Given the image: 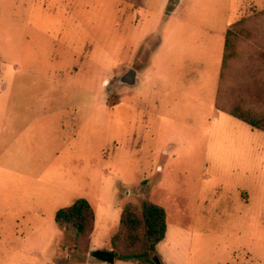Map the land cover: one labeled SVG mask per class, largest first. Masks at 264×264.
Here are the masks:
<instances>
[{"label": "rangeland", "instance_id": "rangeland-1", "mask_svg": "<svg viewBox=\"0 0 264 264\" xmlns=\"http://www.w3.org/2000/svg\"><path fill=\"white\" fill-rule=\"evenodd\" d=\"M247 2L234 0L233 10ZM129 7L126 0H0L2 99L41 100L33 114L52 102L40 121L23 107L1 106L0 264H109L93 262L91 252L114 250L125 205L149 199L168 212L167 235L157 246L163 264H264V132L236 123L220 139L215 126L207 167L200 134L190 143L179 138L175 159L165 154V142L178 141L174 127L146 131L140 112L133 121L125 110L129 90L153 102L146 83H119L127 70L148 63L155 38L144 45L141 39L156 31L161 15L137 5L130 18ZM250 18L264 21V12ZM10 71L13 80L1 87ZM250 98L234 109L264 119L263 81ZM241 192L251 195L247 205ZM80 198L96 216L83 243L87 253L74 249L75 238L56 222L57 212ZM115 264L137 263L117 256Z\"/></svg>", "mask_w": 264, "mask_h": 264}, {"label": "crops", "instance_id": "crops-1", "mask_svg": "<svg viewBox=\"0 0 264 264\" xmlns=\"http://www.w3.org/2000/svg\"><path fill=\"white\" fill-rule=\"evenodd\" d=\"M126 1L129 9L132 8L130 18L136 16H133V9L136 10L139 5L145 11L161 15V21L157 23L156 31L141 39V45H144L151 43V37L155 38L156 45L151 49L145 67L136 69L137 83L124 84L136 87L141 79L146 83L153 102L146 103L143 97L135 99L138 92L129 90L124 97L125 110L133 121L138 120L134 113L140 112L146 131L154 129L158 132L162 125H172L178 141L167 140L165 143L170 147L164 150L165 154H172L174 159L181 147L179 138L190 143L196 134L202 135L206 142L202 164L207 167V144L212 139L213 130L216 131L215 126L218 128V138L223 139L230 134V127L234 126L235 129L236 123H247L232 115L231 111H239L234 107L239 105L240 100L254 99V91L259 90L262 81L264 83V50L260 46V31H264V21L250 18L264 12V0H248V7L241 6L236 12L233 10L234 0H218V3H212L213 0H207V3L163 0L161 5L159 0H139V4L135 0ZM237 23L244 24L246 30L239 34L233 52L225 58L228 31ZM249 27L252 28L251 36L246 33ZM27 57L30 59L29 55ZM13 68L18 70L16 66ZM12 72L3 77L1 87L9 86L14 77ZM11 84L14 88L15 84ZM4 89L0 88V122L5 118L1 112V106L4 105L5 108L12 104L23 107L33 121H40L52 113L47 109L51 101L44 100L40 105L42 112L33 114L36 104L41 100L2 99ZM247 92H252L251 96L245 95ZM148 104H154V107ZM250 126L252 131L264 132ZM233 135H236L235 131ZM188 151L193 152L194 148L189 146ZM158 169L162 171L163 166L159 164ZM238 199L247 205L251 195L241 192ZM153 202L165 208L163 204ZM93 262L103 261L94 259Z\"/></svg>", "mask_w": 264, "mask_h": 264}, {"label": "trees", "instance_id": "trees-1", "mask_svg": "<svg viewBox=\"0 0 264 264\" xmlns=\"http://www.w3.org/2000/svg\"><path fill=\"white\" fill-rule=\"evenodd\" d=\"M243 26L244 24L237 23L228 31L225 58L233 52L239 34L246 30ZM231 114L264 130V119L249 117L248 112L231 111ZM95 220L93 207L86 198L78 199L56 214V222L64 231L66 238H75L74 249L85 253L89 248L84 244L89 242L93 234ZM167 228V211L163 206L151 200L144 201L142 205L133 202L126 204L118 231L111 239L116 256L134 260L137 264L162 263L157 246L165 239ZM65 243L67 245V242Z\"/></svg>", "mask_w": 264, "mask_h": 264}, {"label": "water", "instance_id": "water-1", "mask_svg": "<svg viewBox=\"0 0 264 264\" xmlns=\"http://www.w3.org/2000/svg\"><path fill=\"white\" fill-rule=\"evenodd\" d=\"M138 72L135 68H130L127 70L119 79L120 84L135 85L137 83ZM91 256L99 261H103L109 264H114L116 261V253L113 249L111 250H102L96 249L91 252ZM158 264H163L159 262Z\"/></svg>", "mask_w": 264, "mask_h": 264}]
</instances>
